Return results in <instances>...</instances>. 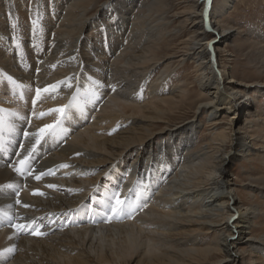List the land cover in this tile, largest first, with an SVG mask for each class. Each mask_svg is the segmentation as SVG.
Wrapping results in <instances>:
<instances>
[{
  "label": "bare ground",
  "instance_id": "obj_1",
  "mask_svg": "<svg viewBox=\"0 0 264 264\" xmlns=\"http://www.w3.org/2000/svg\"><path fill=\"white\" fill-rule=\"evenodd\" d=\"M34 1V22L45 14L55 31L32 53L18 47L14 62L7 28L17 37L16 21L19 35L29 26L15 15L20 4L0 0V91L13 88L0 92L10 103L0 104V264H264V234L254 235L264 230V105L254 107L264 82L238 83L220 60L230 55L221 45L229 42L245 63L255 57L264 77V45L237 39L239 28L225 25L234 0H211L207 12L206 0H181L185 9L173 15L171 0H107L93 13L97 0ZM175 17L180 22L168 29ZM187 27L182 49L172 53L171 40ZM187 60L207 99L191 120L168 128L189 94L185 80L172 84L171 69ZM202 112L212 127L222 113L239 126L228 135L210 130L209 142L193 151ZM49 124L55 127L41 134ZM233 160L263 169L261 177L255 164L245 171V203L227 169ZM151 165L156 172L148 179ZM164 165L171 172H161ZM117 194L131 221L112 215ZM208 234L217 237L206 244Z\"/></svg>",
  "mask_w": 264,
  "mask_h": 264
},
{
  "label": "rangeland",
  "instance_id": "obj_2",
  "mask_svg": "<svg viewBox=\"0 0 264 264\" xmlns=\"http://www.w3.org/2000/svg\"><path fill=\"white\" fill-rule=\"evenodd\" d=\"M12 1L14 3L20 4V8L15 10V15H17V18L19 17L20 21H23L26 25L29 26V28L25 26V28H23L24 33L19 35L18 29H21V28H20V26H18L19 22L16 21L15 25H17V26L15 27V25H14V29L17 30V31H14V33L17 34V37H16V35H13V33L10 34L9 33V29L10 28H7L8 30L6 31V35L5 36L7 38H9V36H11L9 39H10V41H12V42H10L11 43L10 45L12 47L9 49V53L11 54V59L15 62V61L19 60V58H20V56L17 55V54H19V52L17 51L18 47L25 48L24 52L29 50V52L32 53V52L35 51V48H36L35 46L38 43H42V42L45 41L44 42L45 45L50 44L49 43V36L55 30H54V28H52L51 30L48 31V27H49L48 23L49 22H47L46 20H49V19L45 16V14H44L45 17L42 16L43 20L41 22H39V25L40 24L43 25V27L42 26L40 27V31H38V30L36 31L35 30V32H34V30H31L30 28H33L34 26L38 25V23L34 22V21H36L38 19V15H39L38 14L39 10H38L37 2H35V1L33 2V0H11V2ZM105 1L107 2V0H97V2H96L97 5H95V8L92 9V11H90V13H93V11H95L96 8L99 5H101L103 2H105ZM141 1H143V0H141ZM213 1L217 2V0H213ZM47 2H48L47 6L53 7V4H54L53 0H47ZM112 3H114V1H112ZM61 7L64 9L65 6L61 5ZM102 8H104V6H102ZM184 9H185L184 8V3H182L181 0H171V6L169 8V10L171 12L170 13L171 15H173L174 13L182 12ZM137 13H138V11L136 9H134L132 15H137ZM229 13H231L230 16H229ZM5 14H7L6 15L7 21L6 22L7 23H11V19H10L11 15H9L7 12ZM178 17H175V18H173L171 20V23L168 25L169 26L168 29H173V28L177 27L178 23L180 22L178 20ZM223 19L225 20V25L226 26H230V27L232 26L233 28L234 27L239 28L238 29V33L239 32L240 33L238 34L237 39H239V37L240 38H245L246 36H248L249 40H252V41H254V40L257 41L258 40L261 45H264V36H263V34H264V0H234V2L232 4V9L228 10V17L226 16ZM188 27L185 30H182L181 35L179 37H175V38H173L171 40L170 47H172V49H174V50H172V53H173V51H180L182 49V45H180L179 43L182 42V41H185L188 38V36H189L188 34L190 33V31H192ZM251 28H253V29L257 28L259 31L261 30L260 31V32H262L261 36H257L254 33L251 34V31H250ZM234 35H235V31H234ZM46 40H48V41H46ZM221 45L225 47V50H228V53L230 55L229 56H225V54L224 55L222 54L220 56V60H221V62L223 64H226V67L229 66L228 67L229 71H232V75H230V76L233 77L234 81H236L238 83L241 82V83H246V84H249V83L252 84V82L254 83L256 81L257 82H264V77H262L258 73L259 71L256 70V68L253 67L252 61L254 60L253 58H255V57H251L253 60L250 59L249 63H245L242 58L236 57L237 53L234 51V47L231 46V44H229V42H227L226 45H224V43H222ZM45 48H46V46L41 48L38 45V49L40 51H42L43 49H44L43 51H45ZM104 49L109 51L105 47H104ZM13 55H14V57H13ZM183 64H184V66H183ZM183 64L182 65H176L175 62L173 63V68L171 69L173 75L171 74L172 78L170 77V80H171L172 84H176V83L178 84L180 81L185 80L186 85L188 86V91H189L188 92L189 94L187 96V103L184 106H182L179 110H176L173 114L169 115V118H168V125L169 126H168V128H170V126H172V125H181L182 123L191 120L192 117L194 116V112H195L196 106L198 105L197 103L198 102H203V101H205L207 99V97H203L204 92H202L198 88L197 83L195 82L196 73H195L194 64L192 62L188 61V60L185 61ZM163 69H164V67L159 65L157 67V69H156V72L153 73L152 79L153 80L157 79L160 76L161 71ZM18 72H20V71H18ZM28 75H30V74H28ZM36 88H39V87L36 86ZM12 90H13L12 87H4V89L2 91H0V92L3 95L7 96ZM255 91H258V90H255ZM99 94H100V92L98 93V97H100ZM257 99H258V102L256 103V105H254V107L258 108V107H260V105H264V96H258ZM190 102H191V105H189ZM101 103H103V102L102 101L96 102V108H98ZM0 104L10 105V103H7L5 101H0ZM44 108H45V106L43 107V109ZM46 116L48 118V116H49L48 112H46ZM207 117L208 116H207L206 112H202V113H200L198 115V119L201 122V125H200V127H198V130H197V133H196V136H195V141H194L195 145H194V147L192 149L193 151L197 150L198 148L200 149L204 144H207L209 142V140H210V138L212 136L211 135V133H212L211 131L220 132L221 130H223V131L226 130L227 132L225 131V133L228 135V133L230 131L229 127H231L233 129V128L239 126L237 124H229L230 123L229 122V118L230 117L227 114H223L222 113V114L219 115L218 119L221 122L216 127H214V126L212 127V125H210V123L208 122ZM226 122H228V123H226ZM156 126H157L156 127L157 128L156 132H157L158 129H161L164 125L161 122V123H158ZM11 131H13V130H11ZM77 131L78 130L74 131L73 134H75ZM159 136H156V140L157 141L160 142L161 140H164V139H162L165 136L164 134L163 135H159ZM227 143H228V141L226 142V145L224 147V149L226 151L229 149V145H227ZM169 162H172V160L170 159ZM243 164H245V165H243ZM139 165H140L141 168H139L138 174L144 171V169L142 170V168H144V167H142L141 164H139ZM152 166L153 165H151L150 168L147 170V172H148V177L147 178L148 179H152L155 176L156 168L154 166L153 167ZM164 166L161 167V169H160V171L162 170L161 172H166L168 170H169L168 172H171L172 169L168 168L166 165H164ZM253 166H255L254 167L255 170H252V171H254V173H256V174H259L257 177H259V176L261 177V175L263 174V171H262L263 169H261V165H260L259 162H252L251 164H248L247 161L243 162L241 160H233L229 165H227L228 172L231 174L232 181L235 184L234 187H233L234 190H235V193L240 196V198L242 199V201L244 203L246 202V196L244 194L246 192H245V189H244L243 185H246L249 182L248 180H250L249 177L247 176L248 174L247 173L245 174V171L247 169L248 170L251 169V167H253ZM154 168H155V170H154ZM259 171H262V172H259ZM145 178H146V176L142 175L141 178H140V181L143 182L145 180ZM162 183H163V180L162 181L161 180L160 181H156L155 182V186H161ZM136 188L139 189V190L142 189V188H139L138 186ZM258 199L261 200L262 198L257 196L256 200H258ZM138 201H140V203L142 202L139 199H138ZM141 205H142V203H141ZM142 208H143V206H142ZM132 219L133 218H131V217H127L125 219V221L126 220L131 221ZM256 222L259 223V220H257ZM259 224H258V226L255 225V227L260 228L261 226H259ZM112 226H114V222H112ZM101 228L103 229L104 226H101ZM263 234H264V230L263 229L254 233V235H257V236H260V235H263ZM204 236H205L204 237V241H205L206 244H208L210 242V240H211V237H213L215 239L217 237V234H214V236L212 234H208V235H204ZM236 248L238 249V251H241V252L244 253L243 256L245 258V261H248V257L245 256L246 252L248 250L246 248V246L244 244H240ZM219 257L220 256H216L215 259H218ZM258 258L260 259V261H264V258L261 257L260 255H259ZM201 264H204V262H202Z\"/></svg>",
  "mask_w": 264,
  "mask_h": 264
},
{
  "label": "snow or ice",
  "instance_id": "obj_3",
  "mask_svg": "<svg viewBox=\"0 0 264 264\" xmlns=\"http://www.w3.org/2000/svg\"><path fill=\"white\" fill-rule=\"evenodd\" d=\"M206 4H207V7H206V12H207V10L210 8L211 0H206ZM39 93H40V90L37 89V97H39ZM33 103H35V101H33ZM55 111H57V112H59V113H63V112H64V109H56ZM54 127H55V125H53V124H49V125H46L44 128H41V129L39 130V132H40L41 134H43V133H46L48 130H50V129L54 128ZM23 136H24L25 138H27V137L30 136V133H29L28 131H24V132H23ZM39 143H40V140H37V141H36V144L38 145ZM27 159H28V157H25V160H27ZM25 160H21L20 163H21V164H24V163H25ZM16 171L19 172L20 169L17 168ZM39 178H40V177H37V179H39ZM111 213H112L113 216L116 215V214H120V215H128L129 217L131 216V212H128V211L126 210V208L124 207V201H122L121 199H119V195H118V194H117V197H116L115 200H114V206L111 207ZM111 218H112V217H109V220H110ZM106 222H108V221H106ZM13 227H17V228H19V227H22V226H21V225H14ZM32 234H33V235H39L40 233H39L38 231H36V232H33ZM9 251H11V249H9Z\"/></svg>",
  "mask_w": 264,
  "mask_h": 264
}]
</instances>
